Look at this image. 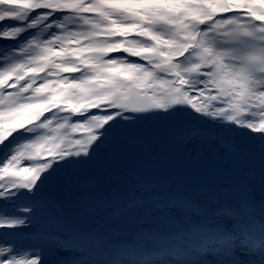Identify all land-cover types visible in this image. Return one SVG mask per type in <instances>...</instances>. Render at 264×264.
Wrapping results in <instances>:
<instances>
[{"label": "snow or ice", "instance_id": "6c2138e0", "mask_svg": "<svg viewBox=\"0 0 264 264\" xmlns=\"http://www.w3.org/2000/svg\"><path fill=\"white\" fill-rule=\"evenodd\" d=\"M0 264H264V0H0Z\"/></svg>", "mask_w": 264, "mask_h": 264}, {"label": "rangeland", "instance_id": "374dc122", "mask_svg": "<svg viewBox=\"0 0 264 264\" xmlns=\"http://www.w3.org/2000/svg\"><path fill=\"white\" fill-rule=\"evenodd\" d=\"M189 150H190V151H195V150H197V149H196L195 146H191V147L189 148Z\"/></svg>", "mask_w": 264, "mask_h": 264}]
</instances>
